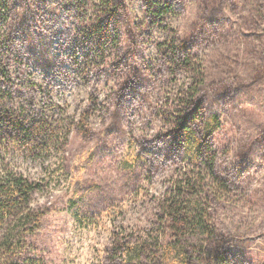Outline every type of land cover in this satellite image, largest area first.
Wrapping results in <instances>:
<instances>
[{"label": "rangeland", "instance_id": "374dc122", "mask_svg": "<svg viewBox=\"0 0 264 264\" xmlns=\"http://www.w3.org/2000/svg\"><path fill=\"white\" fill-rule=\"evenodd\" d=\"M102 1L0 0L8 88L16 104L32 101L53 121L60 138L36 159L4 157L12 170L42 182L32 197V207L45 213L32 239L36 254L47 264H113L112 248L151 228L170 179L188 170L161 136L164 103L191 81L181 72L170 76L158 53L172 36L163 31L168 26L199 46L209 81L205 102L221 116L214 142L234 186L213 216L230 238L228 256L234 264H264V154L256 153L239 177L231 167L245 146H264V75L255 68V57L264 62V25L246 42L237 32L242 15L263 0L239 1L235 14L223 4L218 30L202 41L193 31L207 7L202 0H164L175 11L161 26L146 21V0H106L117 12L120 44L108 48L111 57L100 66L83 29L100 16Z\"/></svg>", "mask_w": 264, "mask_h": 264}, {"label": "trees", "instance_id": "16d2710c", "mask_svg": "<svg viewBox=\"0 0 264 264\" xmlns=\"http://www.w3.org/2000/svg\"><path fill=\"white\" fill-rule=\"evenodd\" d=\"M239 1L242 0H202V4L207 3L204 8L209 13L205 14L207 11L202 8L196 15L193 31L197 41H202L207 32L218 30L223 4H228L230 13L235 14ZM145 4L146 21L152 26H161L163 19L175 11L164 0H146ZM99 15L83 33L87 34L86 41L95 47L103 66L111 57L107 55L108 48L120 44V31L115 24L117 12L110 1H102ZM242 17L237 32L245 42L250 34L261 35L264 0ZM235 23L237 25V21ZM163 31L172 35L157 45L169 75L181 72L191 81L164 103L161 136L168 145V153H176L188 170L170 179L158 200L151 228L124 238L112 248L109 260L113 264H234L228 256L230 247L225 245L230 238L222 236L213 216V207L223 203L234 186L231 173L221 168L214 142L222 127L221 116L210 112L205 102L203 91L209 88V81L198 60L197 43L188 38L189 33L180 36L168 26ZM255 59L260 64L255 68L264 75L263 60ZM4 67L0 65V264H47L32 245L45 217L43 211L32 207V197L43 190L42 182L12 170L4 157L14 152L17 155L28 153L36 159L37 152H48L60 139L59 132L47 116L37 114L32 101L27 108L15 103L8 88L11 87L8 69ZM87 116L84 113L77 124H71L74 131L82 127ZM254 147L245 146L231 161L236 177L243 173L256 153L264 154V146Z\"/></svg>", "mask_w": 264, "mask_h": 264}]
</instances>
